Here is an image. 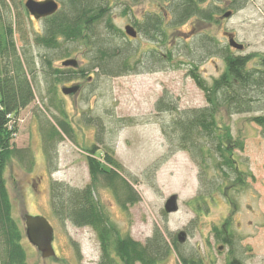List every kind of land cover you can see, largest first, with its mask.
I'll list each match as a JSON object with an SVG mask.
<instances>
[{
    "label": "rangeland",
    "instance_id": "obj_1",
    "mask_svg": "<svg viewBox=\"0 0 264 264\" xmlns=\"http://www.w3.org/2000/svg\"><path fill=\"white\" fill-rule=\"evenodd\" d=\"M27 1L0 0V20L3 26H12L20 56L24 60L25 56L37 57L35 70L40 93L36 85L37 99L20 113L18 134L13 141L16 149L28 150L34 165L31 169L27 161L22 164L13 159L5 174L14 215L24 232L23 221L27 214L45 217L55 231L53 247L56 258L44 260L26 239L29 263L99 264L101 251L96 234L89 228L80 229L68 222L61 223L53 216L50 205L52 182H63L78 189L90 185L84 151L95 146L98 153H114V159L123 168L122 175L130 183L137 181L134 188L142 198L139 204L124 211L109 189L101 186L97 189L104 211L120 234L129 235L134 241L144 244L156 228L169 240L176 238L177 234L188 233L189 245L183 250L200 255L206 264H229L233 259L240 260L242 264H264V138L260 128L251 121L264 112L235 116H228L225 111L219 113V125L223 130H229L232 136L231 155L238 176L231 174L225 177L223 172L214 169L212 162L202 165L199 160L196 163L187 152L171 155L156 172L146 171L169 153L160 125L168 123L170 115L160 116L155 110L157 102L167 93L178 103L180 110L204 108V94L188 77V72L197 65L198 72L209 83L224 73L225 64L221 58H198L202 39L212 37L236 55H253L255 61L264 58V0H251L237 13L230 9L229 3L214 1L224 13L233 12V15L224 18V13H221L216 17V24L192 19L169 31L166 46L160 45V41L153 46L142 35L134 42H129L125 35L118 38V44L129 43L130 47L137 49L131 59L132 65L140 60L144 62L150 50L156 49L161 56L167 55L165 70L149 72L156 68L146 62L133 75L98 79V90L93 93H89L87 80L95 76L88 73L85 79L75 81L83 90L79 98L64 96L61 89L67 84L58 85L59 94L55 102L61 103L67 113L77 144L67 138L63 141L56 138L48 144V151L44 138L50 128L48 121L56 124V118H61V115L49 105L52 96L44 83L40 56L48 54L55 68L63 67L66 60L75 59L78 67L74 70L80 71L86 67V50L78 44L67 45L61 39V49L55 51L49 52L37 46L35 38L39 35L36 30L44 32V23L32 21L25 8ZM55 1L62 8L61 1ZM111 9L114 26L124 33L126 25L133 24L134 20L141 21L146 14L165 12L168 3L113 0ZM228 34L235 36L245 47L243 52L229 46ZM67 51H70V57H66ZM254 65L257 66V61ZM88 118L100 120L106 127L104 145L96 141V129L87 125ZM200 174L206 177L204 182L199 178ZM154 178L155 187L149 182ZM201 189L205 194L214 189L211 195L215 192L216 199H209L207 203L197 200ZM174 195L179 199V211L167 214L164 210L166 201ZM216 228L220 232H215ZM226 233H230L232 239L228 247L218 240ZM220 246L224 247L223 251H219ZM162 264L180 263L173 255Z\"/></svg>",
    "mask_w": 264,
    "mask_h": 264
},
{
    "label": "trees",
    "instance_id": "obj_2",
    "mask_svg": "<svg viewBox=\"0 0 264 264\" xmlns=\"http://www.w3.org/2000/svg\"><path fill=\"white\" fill-rule=\"evenodd\" d=\"M60 1L62 8L60 7V10L48 19L44 34L37 36L35 43L49 52L61 49L60 39L67 45H81L86 50L87 63L80 71L71 68L54 70L53 61L48 54L40 56L44 83L47 85L48 94L52 96L49 105L61 115V118H56V124L48 121L50 128L44 134L46 149L56 138L61 141L67 138L76 143L75 130L68 120L67 113L61 103L55 102L56 95L59 94L58 85L82 80L88 73H94L95 77L90 76L89 79L92 80L87 82L89 93H93L98 90V79L133 75L139 72L146 62L147 65L156 68L149 72L154 73L160 69L164 71L167 57L161 56L158 50L151 49L144 62L140 60L131 64L137 49L130 47L129 43L120 45L117 42L118 38L126 34L113 24L111 18L113 0ZM154 1H166L168 9L159 15L146 14L143 20H134V23L128 26H132L138 36L142 35L149 44L154 46L160 41V45L162 43L166 46L169 31L192 19L201 23H218L216 17L224 13V10L214 1L229 3L230 9L237 13L251 0ZM171 54V52L168 54L170 59ZM197 55L199 59L221 58L225 64L224 73L209 83L200 75L197 65H193L188 72V77L204 94L206 101L204 108L180 110L178 103L167 93L157 102L156 112L160 116L170 115V121L160 125L169 153L146 171L156 172L171 155L187 152L196 163L199 160L202 165L212 162L214 169L223 172L225 177L231 174L238 176L237 166L231 155L232 136L229 130L221 128L218 116L221 111H225L228 116L264 112V58L256 60L255 66L253 55H236L228 46H221L212 37L202 39ZM66 57H70V51H67ZM36 65L37 57L25 56L24 60L20 56L13 39L12 26L5 27L0 20V264H30L25 247V232L22 224L15 218L5 174L9 162L13 159H18L22 164L27 161L31 169L34 165L29 158L31 155L28 150L16 149L13 141L18 134L20 113L37 99L39 79L35 70ZM89 79L87 81H90ZM38 91L40 93L39 88ZM251 121L260 128L264 138V115L253 117ZM86 123L96 129V141L104 145L107 130L102 122L88 118ZM84 152L87 157L90 185L78 189L63 182H52L50 205L53 216L61 223L68 222L80 229L89 228L96 234L101 251L99 264H162L173 255L180 264H194L192 259L187 261L191 257L183 252L177 239H167L159 228L155 229L152 237L144 244L134 241L129 235L120 234L104 211L97 197V189L100 186L109 189L125 211L129 206L142 201L134 188L137 181L130 183L127 177L122 175L123 168L114 159V153H98L95 146L85 149ZM199 178L204 182L206 177L200 174ZM154 180L155 178L149 180L153 187ZM213 190L205 194L201 189L197 200H205L208 198L206 195L210 196ZM214 231L220 232L217 228ZM194 253L192 252L195 258ZM198 262L197 264H201Z\"/></svg>",
    "mask_w": 264,
    "mask_h": 264
},
{
    "label": "water",
    "instance_id": "obj_3",
    "mask_svg": "<svg viewBox=\"0 0 264 264\" xmlns=\"http://www.w3.org/2000/svg\"><path fill=\"white\" fill-rule=\"evenodd\" d=\"M27 12L34 17L36 20L44 19L55 15L59 10V4L55 0H28L25 4ZM232 16L231 12L224 14V18H230ZM125 34L131 39H137L138 33L132 26H126ZM229 40V46L239 52H243L244 46L235 40L232 35H226ZM63 67L76 69L78 67V62L75 59H69L62 63ZM80 87H64L62 88V93L65 96L75 95L79 92ZM178 196L174 195L170 197L164 210L167 214H174L179 211V201ZM25 224V236L29 244L37 249L44 260L55 259L56 252L53 247L55 240V231L51 223L42 216L32 217L30 215L24 216ZM185 233L180 234L181 242L185 239Z\"/></svg>",
    "mask_w": 264,
    "mask_h": 264
},
{
    "label": "flooded vegetation",
    "instance_id": "obj_4",
    "mask_svg": "<svg viewBox=\"0 0 264 264\" xmlns=\"http://www.w3.org/2000/svg\"><path fill=\"white\" fill-rule=\"evenodd\" d=\"M58 4H59V3H58ZM59 7H60V4H59ZM30 17H31L32 21L35 22V23L43 22V23H44V29H45V26H46V23H47L48 19L50 18V17H48V18H44V19H40V20H36V19H35L34 17H32L31 15H30ZM129 25H132V24H129ZM126 26H128V25H126ZM36 34H38L39 36H42V35L44 34V32L36 30ZM138 39H139V36H138L137 39H134V40L128 38V40H129L130 42H131V41H138ZM54 70H64V69H63V67H59V68H55V67H54ZM73 70H74V69H73ZM89 80H90V81H88V82H91L92 79L90 78ZM77 81L80 82L81 80H77ZM77 85L80 87V89H79V92H78L77 94H75V97L79 98V97L83 94V90H82V86H81V85H79V84H75V82H71V83H68V84L66 85V87L70 88V87H74V86H77ZM64 87H65V86H64ZM66 97H68V96H66ZM206 196H207L208 198H206L205 200L203 199V200H199V201H202L203 203H207V201L209 202V199H216V197H217V195H215V192H214L213 195H210V196L206 195ZM166 202H167V201H166ZM165 205H166V204H165ZM185 234H186V235H185V239H184L182 242H181V240H180V235L177 234V236H176V239H177L178 243L180 244L181 248L187 247V246L189 245V234H188V233H185ZM218 240H220V241H221V244H224V246H226V247H228V245H231V243H232V239H231V235H230V233L223 234V235H222V238H221V239H218ZM223 249H224L223 246H220V247H219V251H223ZM184 251H185L186 254H188V255L191 257V258H190L189 260H187V261H190V260L192 259V261L194 262V264L199 263L198 261H200L201 264H206L205 260H202L203 258L200 257V255L196 254L195 258H197V260H194L195 258H194V256H193L192 252L189 253V251H188L187 249H186V250L184 249L183 252H184ZM184 256H185V255H184ZM185 257H186V256H185ZM229 264H242V263H241L240 260H238V259H233V260H231V261L229 262Z\"/></svg>",
    "mask_w": 264,
    "mask_h": 264
}]
</instances>
